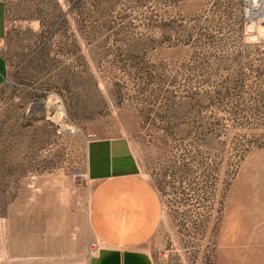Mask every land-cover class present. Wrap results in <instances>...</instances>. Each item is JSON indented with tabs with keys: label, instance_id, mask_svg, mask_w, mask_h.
<instances>
[{
	"label": "rangeland",
	"instance_id": "rangeland-1",
	"mask_svg": "<svg viewBox=\"0 0 264 264\" xmlns=\"http://www.w3.org/2000/svg\"><path fill=\"white\" fill-rule=\"evenodd\" d=\"M3 2L0 264H90L125 143L155 264H264V0Z\"/></svg>",
	"mask_w": 264,
	"mask_h": 264
},
{
	"label": "crops",
	"instance_id": "crops-1",
	"mask_svg": "<svg viewBox=\"0 0 264 264\" xmlns=\"http://www.w3.org/2000/svg\"><path fill=\"white\" fill-rule=\"evenodd\" d=\"M0 21L5 34L3 0H0ZM6 73V63L2 61L0 85ZM122 153L125 168L109 171L91 193L90 225L100 248L90 264H155L147 243L161 222V196L154 183L135 170L126 143L122 144Z\"/></svg>",
	"mask_w": 264,
	"mask_h": 264
},
{
	"label": "built area",
	"instance_id": "built-area-1",
	"mask_svg": "<svg viewBox=\"0 0 264 264\" xmlns=\"http://www.w3.org/2000/svg\"><path fill=\"white\" fill-rule=\"evenodd\" d=\"M1 38H0V48H1ZM0 73H1V61H0ZM97 249V246H96V244H93V247H92V250L94 251V250H96Z\"/></svg>",
	"mask_w": 264,
	"mask_h": 264
}]
</instances>
